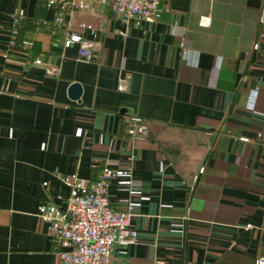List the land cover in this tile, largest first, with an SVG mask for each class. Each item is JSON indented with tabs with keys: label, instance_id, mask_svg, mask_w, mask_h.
<instances>
[{
	"label": "crops",
	"instance_id": "crops-1",
	"mask_svg": "<svg viewBox=\"0 0 264 264\" xmlns=\"http://www.w3.org/2000/svg\"><path fill=\"white\" fill-rule=\"evenodd\" d=\"M112 1L0 0V264H60L49 219L101 166L138 237L110 264H260L264 0H160L154 22Z\"/></svg>",
	"mask_w": 264,
	"mask_h": 264
},
{
	"label": "built area",
	"instance_id": "built-area-1",
	"mask_svg": "<svg viewBox=\"0 0 264 264\" xmlns=\"http://www.w3.org/2000/svg\"><path fill=\"white\" fill-rule=\"evenodd\" d=\"M112 9L123 22L131 19L154 22L161 16L160 0H113ZM200 22L204 24L206 17H202ZM21 24L22 17L14 14L9 29L10 44H14ZM69 39L81 42L79 35H71ZM254 47L257 48V44ZM89 48L90 44L81 42L79 55L90 58ZM57 71V68L48 70L49 73ZM127 79L128 75L121 80L122 89L126 88ZM146 132L147 124L144 122L131 124L128 129L132 136H143ZM117 173L114 168L101 166L96 178L82 185L81 194L69 196L65 211L50 217L52 241L57 246L63 242L70 246L67 250H57L60 264H110L115 245L126 246L137 241V231L131 225L134 205L130 203L124 209H115L109 202V186ZM156 264L165 263L158 260ZM260 264H264V256L260 258Z\"/></svg>",
	"mask_w": 264,
	"mask_h": 264
},
{
	"label": "water",
	"instance_id": "water-1",
	"mask_svg": "<svg viewBox=\"0 0 264 264\" xmlns=\"http://www.w3.org/2000/svg\"><path fill=\"white\" fill-rule=\"evenodd\" d=\"M70 96L73 99L79 100L81 94V87L78 83H72L69 87Z\"/></svg>",
	"mask_w": 264,
	"mask_h": 264
}]
</instances>
